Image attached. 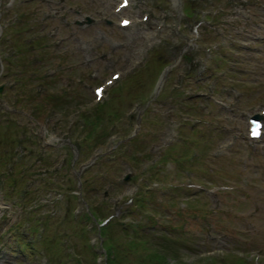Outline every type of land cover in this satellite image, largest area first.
<instances>
[{
	"label": "rangeland",
	"instance_id": "1",
	"mask_svg": "<svg viewBox=\"0 0 264 264\" xmlns=\"http://www.w3.org/2000/svg\"><path fill=\"white\" fill-rule=\"evenodd\" d=\"M116 1L0 0V264H101L93 204L124 264L142 260L134 221L183 263L264 264V114L258 140L244 128L264 107V0ZM114 70L93 147L79 113Z\"/></svg>",
	"mask_w": 264,
	"mask_h": 264
},
{
	"label": "trees",
	"instance_id": "2",
	"mask_svg": "<svg viewBox=\"0 0 264 264\" xmlns=\"http://www.w3.org/2000/svg\"><path fill=\"white\" fill-rule=\"evenodd\" d=\"M139 72H140L139 68L134 69V72L129 74L130 81L134 82V79L138 77ZM127 91L135 93V91L133 90L131 91L130 89H128ZM112 93L115 94V92H112ZM112 95L111 94L107 95L105 101H102V102L95 101L92 107L88 108L83 113L82 112L79 113L80 115L79 117L81 118L82 122L78 126L83 129L85 127L84 133L83 134L81 133L82 139L86 137L90 138L93 142V144L91 143L90 145L93 147L97 146V143H99L98 141L101 139V137L103 136V133L105 132V130L102 128L100 130H97L99 121L101 119L103 120L104 118L105 120H111L116 117L114 110L111 109V106L109 104L111 100L114 99V96ZM102 112L105 115V117H103ZM80 180H81V183L87 184L86 179L85 180L80 179ZM142 201L138 202V199L134 195L130 197V202L135 203L136 205L141 206ZM101 209H102L101 206H96L95 204H93L92 206L90 205L88 206L87 211L86 210L83 211V216L89 221L91 219L95 220L96 224H98L101 221V217H100ZM113 223H114L113 219L111 218V219H107L104 223L97 225L98 234H99L98 236L99 238H101L99 248H103L104 250L102 264H124L122 261L124 260V258H126L124 255H120V251L123 249L119 250V247L116 245L120 242H118L117 240H114V242L111 241V238H112L110 236L111 227L109 225L111 224L113 225ZM129 225H132L130 230H128L123 224L120 227V229L127 236L124 247L128 248V247L133 246V244L138 243V246L141 247L139 249L140 257H142V260L140 261L139 264H166L164 263L165 261L162 262L164 257L165 258L170 257L173 260L172 264H188L186 262L183 263V262H180V260H176L175 256L169 255V252H174L175 249L172 250L169 245L166 246L164 244L166 243L164 235H163L164 241L162 240L163 242L160 243L158 241V243L156 242L157 245L154 244L153 246H148L146 248L143 245L149 242L150 235H148L147 232L144 229H142V226H143L142 223L134 221ZM72 260H74L73 264L78 263L77 262L78 259L73 257ZM235 260H236L235 261L236 264H241V263L243 264V261L239 260V257H236ZM224 262L229 264L227 261H224Z\"/></svg>",
	"mask_w": 264,
	"mask_h": 264
},
{
	"label": "snow or ice",
	"instance_id": "3",
	"mask_svg": "<svg viewBox=\"0 0 264 264\" xmlns=\"http://www.w3.org/2000/svg\"><path fill=\"white\" fill-rule=\"evenodd\" d=\"M125 3H127V0H125ZM125 23H127V21H125ZM100 91H101L100 89L97 90L98 95H99ZM253 134L255 135V133H253Z\"/></svg>",
	"mask_w": 264,
	"mask_h": 264
},
{
	"label": "bare ground",
	"instance_id": "4",
	"mask_svg": "<svg viewBox=\"0 0 264 264\" xmlns=\"http://www.w3.org/2000/svg\"><path fill=\"white\" fill-rule=\"evenodd\" d=\"M125 6H128V4H126ZM127 25H129V24L127 23Z\"/></svg>",
	"mask_w": 264,
	"mask_h": 264
},
{
	"label": "water",
	"instance_id": "5",
	"mask_svg": "<svg viewBox=\"0 0 264 264\" xmlns=\"http://www.w3.org/2000/svg\"><path fill=\"white\" fill-rule=\"evenodd\" d=\"M127 177V176H126Z\"/></svg>",
	"mask_w": 264,
	"mask_h": 264
}]
</instances>
